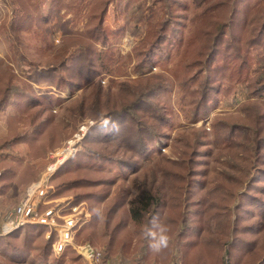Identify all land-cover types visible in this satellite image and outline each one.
Segmentation results:
<instances>
[{"label":"trees","instance_id":"trees-1","mask_svg":"<svg viewBox=\"0 0 264 264\" xmlns=\"http://www.w3.org/2000/svg\"><path fill=\"white\" fill-rule=\"evenodd\" d=\"M3 1L13 16L0 29L19 43L33 34L46 44L49 53H41L51 61L24 76L2 69L5 60L0 61V118L9 111L7 135L0 138V199L17 207L22 188L40 178L29 161L46 158L85 120L109 118L106 125L90 126L76 158L51 180L55 197L73 195L76 204H88L92 219L76 237L101 249L100 264H115L117 258L116 264H264V0H194L199 12L193 16L186 0H153L141 9L146 30L128 56L136 76L122 80L114 74L111 39L127 27L105 26L110 5L119 0H50L46 12L42 0ZM57 33L62 45L54 47ZM76 49L82 52L68 66ZM174 53L178 60L170 69ZM18 56L24 60L13 48L11 57ZM160 65L170 76L155 73ZM42 79L71 94L95 88L68 122L56 123L53 107L65 100L36 89ZM175 81L190 96L194 123L218 109L227 81L245 85L248 97L234 113L213 116L212 141L204 127L177 138L178 158L172 160L156 144L169 139L165 130L174 113L163 96L173 92ZM23 144L29 161L13 157ZM124 149L142 159L159 153L152 180L135 200L129 191L114 189L117 177L104 166L117 165L124 177L128 169L136 172L133 159L120 158ZM238 151L240 161L234 157ZM212 160L221 167L207 190ZM100 206L103 220L94 212ZM153 218L169 227V245L160 252L143 235ZM48 232L47 226L26 224L1 236L0 264H88L72 247L56 257V234L47 238Z\"/></svg>","mask_w":264,"mask_h":264},{"label":"rangeland","instance_id":"rangeland-1","mask_svg":"<svg viewBox=\"0 0 264 264\" xmlns=\"http://www.w3.org/2000/svg\"><path fill=\"white\" fill-rule=\"evenodd\" d=\"M191 4V10L187 13L190 16H193V14H196L199 12V9L196 8V2L194 0H186ZM263 0H252L253 4L262 2ZM50 0H42V6L44 11L49 7ZM153 0H119L112 5H110L108 13L105 18V26L108 28L119 31L124 27H127V32L123 36H114L111 39V46L115 49L113 52L114 60L117 62L115 67V76H117V79H125L128 77L135 78L134 70H133V64L134 60L129 59V55L132 52L133 48L142 40L145 30H146V23L141 19L142 11L141 9L152 5ZM155 5V4H153ZM160 3H156L155 6L159 7ZM12 7L10 4H6L3 0H0V25L3 22L8 21L9 11H12ZM147 15V12L145 11ZM70 17V16H69ZM55 23V22H54ZM75 27L79 30L83 29V22L77 21L75 23ZM24 39L23 43H19L17 39H15L9 32L2 31L0 29V61L5 60L2 69H6L9 71H14L17 74L24 76L25 72L29 70L30 67L33 66H39V68H46L47 65H49L51 59L41 53V49L46 51V44H43L35 38H33V34H26V36H22ZM62 45V34L57 33L55 35V41L53 46L59 47ZM99 49H103L101 46H98ZM17 48L19 53L24 57V60L22 61L21 58H17V61H15L12 56V49ZM82 52V49H76L74 52L71 53L67 65L69 66L71 62L72 57L78 56ZM174 61L169 64L170 69H173L176 66L178 56L174 53L173 55ZM164 66L161 65L157 67L155 70V73H162ZM165 74L170 76L169 72L165 71ZM59 76H65L64 71H60ZM43 81L39 82L37 85H34V87L42 93H51L54 97V99H64L65 101L62 103V105H54L53 107V113L56 115V123H63L68 122L71 117L74 115L73 110L78 106L79 102L83 97H88L92 94L95 85L86 88L84 90H80L75 92L74 94H71V92L68 89H65L64 91H58L55 86H53L52 83H49L45 79H42ZM102 85L104 87H107L109 85V78H105L102 81ZM115 88V87H114ZM225 89L226 92L222 94L220 105L217 110L213 111L210 117L204 121L199 122H192L191 121V112H192V106L190 104V96L188 93L185 92V90L181 89L180 86H178L177 81H175L174 89L171 94L163 96V100L168 103V105L173 110V117H172V127L166 128V132L169 135V139L165 142H158L156 144V147L162 152L163 155H166L172 160H177L178 156L174 153L173 149V143L174 141L183 136V135H191L196 130H199L200 128H206L208 139L210 141L213 140L215 131L212 129L211 122L212 118L216 114H230L234 113L239 105L246 100L248 97V92L245 87V85L241 83L232 82L230 83L227 81L225 83ZM116 90V88L114 89ZM9 112V111H8ZM7 112V113H8ZM12 112V111H11ZM7 113L1 116L0 118V137H4V135H7ZM109 118L106 119H87L84 122H82L78 127L77 130L74 132V134L67 138L65 141H63L60 145L57 147L50 149L47 153V157L40 160H28V154H29V147L27 144H23L19 146L14 151L13 157H23L25 160H28L30 164L37 167V170H39L40 178L44 175L47 168L50 166L52 162V156L59 153L63 149H65L68 146V143L76 138V136L79 134H82L81 128L83 126L89 128L93 127L94 125H106ZM91 126V127H90ZM87 130V131H88ZM87 133V132H86ZM86 135V134H85ZM83 136V138L85 137ZM83 138L79 141V143L76 146V153L73 158L67 161H72L76 158L77 152L81 150V142ZM214 149V147H213ZM215 153L217 152V149H214ZM159 156V153H155L151 158L149 159H142L139 156H136L132 154L129 150L124 149V151H121L120 158H130L133 159V161L136 163V168L138 170L135 172H131V170H127L124 173L127 174V176H121L119 173L120 168L117 167V165H111V164H104L106 170H110L112 175L117 177V185L114 189H122L130 192V198L131 200H135L141 193V188L148 182L152 180V170L155 168L156 160ZM234 157L237 159V161H240V153L239 151L235 153ZM223 162L226 161L225 158H222ZM66 161V162H67ZM65 162V163H66ZM62 166V165H61ZM60 166V167H61ZM59 167V168H60ZM221 165H218L215 160L211 161L210 171L206 177V189H210L214 184L215 176L217 175V172ZM58 168V169H59ZM56 174V173H55ZM55 174L52 176L51 180L55 176ZM39 178V180H40ZM38 180V181H39ZM51 180L49 184L53 187L52 193L50 197L47 199L46 202H52L50 204L42 203L37 204L38 211L42 212L50 205H56L57 203L64 204L71 200L72 204H76V200L73 195H67L63 197H55V186L51 183ZM37 182V181H36ZM35 183V182H34ZM33 184V183H32ZM31 186V184L29 185ZM29 186L27 188H29ZM26 187L22 188V190L27 189ZM89 213H90V219L89 221L84 224L81 229L87 225L92 217L91 212L89 210L88 204L83 202ZM78 204V203H77ZM82 204V203H79ZM65 205V204H64ZM14 204H9V202L1 198L0 199V224L4 221L7 214L12 212V210L15 208ZM64 214H69V209L66 207L64 210ZM80 229V230H81ZM79 230V231H80ZM78 231V232H79ZM264 231V230H263ZM77 232V233H78ZM77 235V234H76ZM262 238H264V234L262 235ZM75 243L77 245L81 244L78 242L77 237L75 236ZM83 244V243H82ZM86 244V243H84ZM56 257H59L55 254ZM113 263H118L120 259H114L112 260Z\"/></svg>","mask_w":264,"mask_h":264},{"label":"built area","instance_id":"built-area-1","mask_svg":"<svg viewBox=\"0 0 264 264\" xmlns=\"http://www.w3.org/2000/svg\"><path fill=\"white\" fill-rule=\"evenodd\" d=\"M87 130L88 127L83 126L81 135L78 134L74 140L68 143L65 149L51 157L54 162L50 164L39 181L31 184L26 189L20 204L7 214L0 224V237L6 236L26 224L44 225L49 229L47 238L52 233L56 234V241L53 244L56 255L60 256L67 247H72L88 264H100L101 249L95 248L89 243L79 245L75 243L77 232L90 219V213L84 203L72 204L70 200L64 203L65 205L61 203L50 205L42 212L37 209V204H41V202L52 203L46 202L53 188L49 182L58 168L75 156L76 146ZM66 207L69 209L68 215H65L63 211Z\"/></svg>","mask_w":264,"mask_h":264},{"label":"clouds","instance_id":"clouds-1","mask_svg":"<svg viewBox=\"0 0 264 264\" xmlns=\"http://www.w3.org/2000/svg\"><path fill=\"white\" fill-rule=\"evenodd\" d=\"M97 216L103 220L102 206L94 209ZM169 227L159 218H153L150 226L146 227L143 235L149 241V247L153 252H160L169 245Z\"/></svg>","mask_w":264,"mask_h":264},{"label":"crops","instance_id":"crops-1","mask_svg":"<svg viewBox=\"0 0 264 264\" xmlns=\"http://www.w3.org/2000/svg\"><path fill=\"white\" fill-rule=\"evenodd\" d=\"M8 14H9V19H8V21H10L11 19H12V16H13V13H12V11H9L8 12ZM1 121V120H0ZM5 136V135H4ZM3 137V136H2ZM2 137H0V138H2ZM151 264H162V263H158V262H153V263H151Z\"/></svg>","mask_w":264,"mask_h":264}]
</instances>
